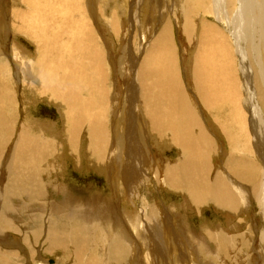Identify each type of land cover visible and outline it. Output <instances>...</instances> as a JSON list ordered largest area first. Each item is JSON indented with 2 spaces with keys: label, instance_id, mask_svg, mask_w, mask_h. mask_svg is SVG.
I'll return each instance as SVG.
<instances>
[{
  "label": "bare ground",
  "instance_id": "1",
  "mask_svg": "<svg viewBox=\"0 0 264 264\" xmlns=\"http://www.w3.org/2000/svg\"><path fill=\"white\" fill-rule=\"evenodd\" d=\"M86 1L83 6L84 0H14L21 4V11L10 12L14 34L35 45L38 59L32 64L23 63L16 45L10 51L15 61L0 59L2 247L10 249L12 241L5 233H18L19 227L24 226L28 230L24 240L31 249V264H47L45 256L63 251L69 253L74 264H226L221 254L226 245L234 246V236L218 234L212 228L200 234L190 224L188 234L175 222H179L180 215H174L166 205L164 214L158 205L153 208L149 196L163 190L181 194L199 209L213 206L238 218L237 226L248 223L255 204L264 221V0H176L171 10H167L171 4L167 0H130L127 17L131 25L125 37L134 36L127 49L132 51L136 45L140 52H131V61L122 56L118 60L127 86L119 135L110 125L111 115L119 112L115 111L117 107L106 86L107 57L103 48L97 46V34L87 18L88 14L97 13V22H101L103 13L93 0ZM167 12L172 15L165 20ZM1 16L0 12V32H4L7 28ZM210 16L220 26L205 20ZM197 17H201V23L192 75L193 95L204 111L202 119L190 105L181 81L174 42L178 29L184 30L191 40L194 31L197 33ZM150 23H154L152 30ZM119 26V20L112 23L116 30ZM2 41L0 56L6 51ZM17 64L20 65L16 67ZM29 66L36 70L39 82L32 91L62 111L66 120L64 138L73 157L81 155L80 135L86 130L88 153L96 170L109 175L116 172L124 180L120 183L121 195L134 209L123 214L127 215L126 229L121 219L109 214L110 200L105 204L96 191L97 195L90 192L83 200L72 190H65L60 202L51 203L58 215L49 213L47 220L38 215L30 216L28 221L13 217L23 224L17 227L7 218L19 214L13 198L23 201L25 209L34 205L46 207L49 184L45 177L56 168L51 159L60 156L55 135L47 134L55 129L53 122L38 127L39 121L26 116V122L18 126L23 111L17 91L7 80L12 75L10 79H21L19 72L26 75ZM221 112L226 114L225 120ZM204 114L216 121L229 143L231 152L220 160L223 164L219 167L215 166L214 157L220 155V148L206 129ZM148 142L160 153L176 149L178 159L164 165L153 161ZM76 161L79 167L81 161ZM256 231L260 262L264 264V228ZM249 235L254 237L251 229ZM211 240L219 250L210 244ZM35 245H41V249L34 251ZM3 248L0 264H23L19 253Z\"/></svg>",
  "mask_w": 264,
  "mask_h": 264
},
{
  "label": "rangeland",
  "instance_id": "2",
  "mask_svg": "<svg viewBox=\"0 0 264 264\" xmlns=\"http://www.w3.org/2000/svg\"><path fill=\"white\" fill-rule=\"evenodd\" d=\"M0 1H1L0 2V12L2 14L1 17L3 19V23H5V26H6L5 28H7V29H4L6 31L0 32V41L3 40L2 41V43L4 42V48L3 49L4 50L6 49V51H7V52L5 51V53L2 56H0V59L4 58L6 61H9V63H12L11 62L12 60L10 61V59L14 60V58L11 57V55L9 56V54L12 52V46L16 45L15 47L19 50V52L22 55L21 59H22L23 63L28 64L31 61L30 64H32L33 62H35L38 59V55L36 52L35 45L30 44L24 38L15 36L14 30L12 29V24H11L12 22H11V13L10 12H12V10H15V9L19 10L21 4L17 3L18 4V6H17V4L14 3V0H0ZM93 1H94V6L96 8L99 7L100 14L103 13L102 17H103L104 21L102 20L101 22L100 21L97 22V20H99V17H97L98 16L97 13H93L92 16H90L88 14L87 18H88L89 22L92 23L91 25L94 29V33L97 34V35H95L96 41L99 42V43L97 42V46L99 45L98 47L103 48V50L106 54V57H107V68L109 69V75H108L109 78L107 79L108 81L106 83V86H107V89L111 92V97H110L111 102L114 101V104L117 107L116 108L117 110H115V111H117V113L119 112L115 116L111 115L110 125H112V128H111V126H110V128L112 130L114 129V132H116V134L119 135L120 131L118 129L120 128L119 125L121 124L120 112L124 108L122 105H124L123 100L125 99L124 96H126L127 86L125 87V83L122 79V75L120 74V70L118 69V67H119L118 66V63H119L118 60L122 56L123 58L128 57L129 61H131L132 60L131 52H134L136 54H138L140 52V48L136 45L133 46L132 51H128V49H127L128 44H131V42L133 41V36H134V35H129L128 37L131 36L130 39H126V37H125V33L128 31V26L131 25L130 18H128V17H130V12H131V1L130 0H108V1L107 0L106 1L105 0H93ZM175 1L176 0H174V1L173 0H167V2L171 3V4H168L169 7L167 10H169V9L171 10V7L173 6V3H175ZM85 2L87 3V1L84 0L83 6H85V4H86ZM177 3H178V0H177ZM172 8L174 9V7H172ZM165 9H166V7H165ZM178 9H180V8L178 7ZM101 10H102V12H101ZM19 11H21V10H19ZM8 15H10V16L8 17ZM171 15L172 14L170 12H167V15L165 16V20H167ZM56 16H57L58 20L61 22V18L59 17V15L56 14ZM196 19H197V21H196V26H195L196 29L195 30L197 32V30H199L197 28H199L200 23H201V17L200 18L197 17ZM4 20H5V22H4ZM118 20H119L120 26H119V28L117 27V30H116L115 27H112V23L113 22L118 23ZM205 20L208 21L209 23L218 25L216 23V20L214 18H212V16L205 18ZM100 23H101V25H100ZM153 24L154 23L149 24L150 30L154 29V27H152ZM160 25L162 26L163 23ZM218 26H220V25H218ZM100 31H102V32H100ZM183 31L184 30H182V29H178V31H176V34H175V39H177V40H174L175 45H176V49L178 52V57H179L178 67H179L180 78H181L182 83L185 84L184 88L186 90V93L189 96V101L192 103V104L190 103V105H192L194 107V111L197 114V116L200 119H202V117H200V116H201V112L204 113V111L201 109V104L198 102L196 97L193 95L194 94L193 92H195V87H194L193 75H192V70L194 68V55L197 53L198 45H199V41H197L198 36H199V32L195 33V31H194L193 36L191 37V40H188L189 39L188 36ZM137 38L140 39L139 36ZM195 38H197V39L195 40ZM139 39H137V40H139ZM65 40L67 41V38ZM148 41H150V39H148ZM108 53L110 56L108 55ZM8 58H10V59H8ZM19 65L17 64L16 67H18ZM25 73H26V75H23L21 71L19 72L20 78H21L19 80L16 78V76H14L12 79H10V77H12L13 75L9 76V78L7 80L9 85L12 84L13 90L17 91V94H18L17 97L19 98V102H20V105H21L22 111H23V115L19 121L18 126H20L21 123L26 122L25 121L26 116H29L30 117L29 119H32V120L36 119L35 120L36 122L39 121L37 123L39 125L38 127H40V125L44 124V122H53L56 125L54 127L55 129L53 130V133H52V131H50L47 134L50 135L49 137H52V135H55V140L58 141L59 145H60L59 146L60 156H58L56 158V160L51 159L50 163H52L56 168H55V170L51 176L45 177V182L47 184H49L48 194L46 195L48 197L46 199L47 205H46V202L43 201L46 207L42 208L39 205H34L33 207H30V209H25L23 206L25 203H23V201H16V198H13L12 199L13 203L15 204L19 214L18 215L17 214L16 215H8V216L5 215V216H7V218H9V219L11 218V220H13L15 222L17 227H19V225H23L22 223L16 222L17 220H15V219L18 216H19L18 217L19 221H24V220L28 221L29 217L32 215H38V216H43V217L45 216L46 218L45 217L44 218H45V220H47V218L49 217V213H51V215L55 216V217H56V215H58L57 211L54 213L55 208H53L51 206V203L60 202V200L63 199L62 194L64 193L65 190H69V191L72 190V192L81 199H83L85 196L87 197L90 192L95 193V191H96V193L98 194V192H99V194L98 195L96 193L95 194L99 198L103 197V199L105 200V202H104L105 204H109V200H110V204L107 205L108 206L107 208L108 209L110 208V210L113 212L108 210L109 214H111V216L114 217V219H118V218L121 219L120 221H123V222H121L122 226H123V228H125L124 219L125 218L127 219V215L129 213H131L134 209L129 207L125 203V198H124L123 194L121 195L120 183H122L124 180L122 179L123 181H121L120 176H118V173H116V172H114L112 175H109V174L101 173L98 170H96L98 168L97 167L95 168L93 166V164L95 163L94 160L89 157V153H88L89 152L88 151L89 136H88V132L86 130L82 131V133L80 135L81 136V141H80L81 147H79V148H80V154L81 155L77 156L76 159L73 157V155L70 151V147L67 145V140H65V138H64V133L66 132V120L62 117V113H61L62 111L60 112V109L58 107L50 105L49 103L45 102L43 100L44 98L42 96L38 97V95H36L35 91L34 90L32 91V89L39 87V82L36 78L37 77L36 76V74H37L36 70H33L32 67L29 66V69H27V70L25 69ZM182 78H183V80H182ZM20 95H21V97H20ZM112 96H113V98H112ZM117 105H119L120 107H118ZM225 113H226V111H225ZM225 113L224 112L220 113L221 118H223L224 120L226 119ZM204 115H205L206 126H207V127L206 126L205 127H206L207 131L216 138L217 146L220 148L219 149L220 155L218 154L214 157L215 166L219 167V166H222V164H223L220 162V160H222V158L228 156L231 152L230 147H228L229 143H228L227 139L224 138V136H223L224 134H222L220 129L218 128L216 121L214 119H212V117H210L209 115H206V114H204ZM214 116H215V114H213V117ZM33 125H35V128H37L35 122ZM116 138H117V136H116ZM148 143H149V145L147 147L149 148V154H150L149 157H151L153 161L156 159L155 161H158V162L161 161L160 163L164 165V163H166L167 161H171L172 163L176 162V160L179 157V152L176 149L164 150V152L160 153L159 151L156 150V148L154 147L153 144H150V142H148ZM218 143H219V145H218ZM12 148H14V145H12L11 149ZM4 157H5V155H4ZM4 159H7V158L5 157ZM79 159L81 162H80V166L77 167L76 166L77 165L76 160H79ZM0 179H2V178H0ZM3 180H6V179L3 177ZM51 185H53V186L51 187ZM117 186H119V188ZM119 191H120V194H119ZM151 194L152 195H150L149 198L152 200L151 205L153 206V208H155L158 205L160 211L163 210V214H164V211L166 209L165 205H166L167 208L172 210L174 215H177V214L180 215V217H181L179 220L180 223L178 221H175V222L177 223V225L178 224L180 226L182 225L181 227H183V229H185L186 231L188 230L187 231L188 234L191 233L189 228L192 226L200 234H206L205 230H209L212 228L218 234L222 232L224 234H227V237H231V236L233 237L234 236L235 240L232 241L234 246L226 245L224 247L225 252L223 254H221V259L226 264H262L260 262V257H259L260 256L259 255L260 246L257 242L258 240L256 239V236H257L256 229L257 228H264V223H263L264 221L261 220L260 216L258 215L259 210L255 204H254L255 207L253 206L251 209V210L254 209L253 210L254 212L252 211L250 218L248 217L249 221L247 218L248 223H245V222L240 223V226H237L236 224H238V222H239L238 218H236L234 216H230L229 214H227L226 212H224L222 210L221 211L215 210L213 208V206H205V208L199 209L195 205H192L181 194H175V193H172V192L167 191V190L166 191L163 190L159 194L156 192H155V194L153 192H151ZM107 198H109V199H107ZM111 201H113V202H111ZM159 201H161V202H159ZM162 202H164L165 204H163ZM47 206L49 209H46ZM0 209H2L1 201H0ZM44 209H45V211H47L46 213L44 212ZM40 210H42V211H40ZM21 211H22V213H21ZM124 213L125 214L128 213V214L126 216H124L125 215ZM123 216H124V218H123ZM13 217H15V219ZM241 218L245 219V216H243ZM189 224L191 226H189ZM19 229L21 231H19L18 233L14 232V231H8L7 233H5V234L9 235L8 236V237H10L9 239L12 240V241H10V243H11L9 246L10 249L9 248L8 249H9V251L12 249L11 251H16L17 253H19L21 256L20 261H22L23 264H27V262L30 263L31 255H32L30 252L31 249L27 245V242L24 240V239H26V237L28 238V234H27L28 230H26L24 228V226L22 228L19 227ZM250 229H251V233H253V236L255 238L254 237L252 238L249 235ZM252 229H253V231H252ZM24 230H26V231H24ZM129 230H130V228H129ZM215 231H212V232L215 233ZM131 233H133L132 229H131ZM107 234L108 233H106V235ZM25 235H27V236L25 237ZM107 236H110V235L108 234ZM16 239L17 240L19 239V240L16 241ZM214 241L216 242L215 239H214ZM214 241L211 240L210 244L215 245L214 248L216 247L215 249H217L218 244H214L215 243ZM17 243H18V245H16ZM17 247H19V248H17ZM2 248L3 247L0 243V249H2ZM3 249L8 251V249L5 247ZM36 249H38V250L41 249V245L40 246L35 245L33 250L35 251ZM20 250H22V251L20 252ZM218 250H219V248H218ZM35 254L37 255V253H35ZM68 256H69V253L67 251H63V252H59L57 254H54V256L47 255L44 258H46L48 260L47 264H50L51 262H52L51 264H56L57 261H60V264H74L72 262L73 259L69 258ZM66 257H68V258H66Z\"/></svg>",
  "mask_w": 264,
  "mask_h": 264
},
{
  "label": "crops",
  "instance_id": "3",
  "mask_svg": "<svg viewBox=\"0 0 264 264\" xmlns=\"http://www.w3.org/2000/svg\"><path fill=\"white\" fill-rule=\"evenodd\" d=\"M9 56H10V54H9ZM8 59H10V58H8Z\"/></svg>",
  "mask_w": 264,
  "mask_h": 264
}]
</instances>
